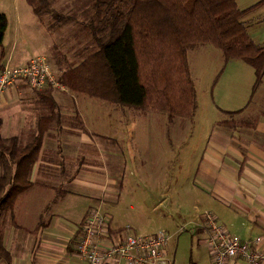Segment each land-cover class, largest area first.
Instances as JSON below:
<instances>
[{
    "label": "crops",
    "instance_id": "0c3cea01",
    "mask_svg": "<svg viewBox=\"0 0 264 264\" xmlns=\"http://www.w3.org/2000/svg\"><path fill=\"white\" fill-rule=\"evenodd\" d=\"M26 42L24 39L20 44L15 39L8 52L0 50V67L26 64L38 56L28 53ZM40 55L48 57L53 69L50 54ZM66 57L63 59L68 63ZM59 68L61 75L67 67ZM39 91L42 90L18 81L5 93L0 106L4 105L3 113H9V127H13L8 137H19L30 126L38 129L39 120L45 114L28 120V116L19 114L22 112L19 102L28 94L36 98H31L36 104H42L39 107L44 106ZM74 95L65 89L52 91L57 117L44 134L38 159L29 172L32 185L18 195L12 209L1 213L2 245L7 255L0 253V264H86L77 254L76 245L86 215L99 202L105 204L112 216L106 243L122 241L129 231L142 234L137 223L148 225L154 221L142 211L141 205L153 207L159 219L169 223L168 228L142 235L166 231L171 236L166 252L174 264H212L205 212L213 213L232 236L247 240L261 238L259 247L264 249V109L252 120H242L235 118L242 112L239 107L228 112L229 118L214 122L217 132L201 141L194 179L187 188H181L192 196V210L188 214L177 212L175 216L159 210L160 205L168 202L162 197L153 205L143 200L138 205L140 212L134 221L135 229L121 223L113 226L117 213L122 219H128L127 208L136 209L121 196L127 187H132L127 183L125 163L118 156L122 147L118 145V152L109 149L110 142H123V134L115 137L113 133L111 137L102 130L89 129L87 122L71 123L73 120L68 117L77 105ZM112 155L115 157L110 160L108 157ZM173 199L171 195L169 201ZM183 204L173 203L176 207ZM185 231L189 234H183ZM227 264L249 263L235 258Z\"/></svg>",
    "mask_w": 264,
    "mask_h": 264
},
{
    "label": "rangeland",
    "instance_id": "374dc122",
    "mask_svg": "<svg viewBox=\"0 0 264 264\" xmlns=\"http://www.w3.org/2000/svg\"><path fill=\"white\" fill-rule=\"evenodd\" d=\"M236 1L240 9L253 8L244 21L253 40L264 45V0ZM46 2L49 11L43 16H38L33 13L29 0H0V13H4L9 20L8 31L0 50L8 52L15 39H18L20 44L26 39L29 54H50L53 59V72L59 79L60 66L78 64L81 55L91 49V32L83 22L91 13L92 0ZM35 5L39 6V2ZM20 26H23V30ZM19 29L21 31H18ZM36 42H41L42 45ZM86 46L88 47L85 48ZM65 56L68 63L63 59ZM188 60L197 93V109L192 118H170L163 112L112 105L82 93H74L77 105L71 111L72 116L68 117L73 120L71 123L84 121L91 130L99 129L109 133L108 135L115 133V137L117 134H123L124 137L123 142L119 144L110 142L109 149L118 152V145L122 147L118 156L125 163L127 183L132 187H127L121 196L134 204L136 209L127 208L128 219H122L117 213L113 226L121 223L135 228L134 221L140 212L138 205L143 200L152 205L155 201L159 203L160 197L169 203L160 205L159 210L175 216L177 212L188 214L192 210V196H188L181 188H187L194 179L198 153L199 150L202 151L201 141L217 132V129L213 128L214 122L229 118L231 114L228 112L239 107L242 112L235 118L242 120H252L264 109V77L260 84L255 85V71L243 60L226 61L222 52L209 44L189 49ZM31 98L36 99L27 94L19 102V109L22 110L19 114L22 117L28 116L30 120L49 114L48 108L39 107L42 104H36ZM3 106H0V135L8 138L13 127H9V113L2 112ZM118 129L119 133L116 132ZM36 131L32 126L24 128L19 135L22 144H28ZM114 157L112 155L108 158L112 160ZM171 195L174 196L172 202L169 201ZM176 201L184 202L183 206H174ZM141 209L151 216L154 222L148 225L137 223L138 227L142 228L140 233L168 228L169 223L160 220L161 217L153 207L141 205ZM183 234L189 232L185 231Z\"/></svg>",
    "mask_w": 264,
    "mask_h": 264
},
{
    "label": "trees",
    "instance_id": "16d2710c",
    "mask_svg": "<svg viewBox=\"0 0 264 264\" xmlns=\"http://www.w3.org/2000/svg\"><path fill=\"white\" fill-rule=\"evenodd\" d=\"M46 1L29 0L35 15L49 11ZM252 9H240L236 0H92L91 13L83 22L91 32V49L81 55L78 64L68 65L59 80L73 93L163 112L170 118H192L197 93L189 49L209 44L226 61L243 60L255 71V85L261 83L264 45L253 40L244 21ZM8 25L7 16L0 13V46ZM53 90L39 91L50 111L40 118L28 144H22L18 136L0 135V217L32 185L29 172L38 159L44 134L57 117ZM2 236L0 219V253L6 256Z\"/></svg>",
    "mask_w": 264,
    "mask_h": 264
},
{
    "label": "built area",
    "instance_id": "2783aa9c",
    "mask_svg": "<svg viewBox=\"0 0 264 264\" xmlns=\"http://www.w3.org/2000/svg\"><path fill=\"white\" fill-rule=\"evenodd\" d=\"M18 81L37 90L65 89L44 55L34 56L26 64L1 67L0 102ZM111 217L103 202L91 207L86 215L76 245L77 254L86 264H174L166 252L171 236L164 230L151 235L129 231L122 241L106 243ZM203 218L212 264H227L235 258H242L249 264H264V249L259 247L261 238L247 240L230 235L211 212H205Z\"/></svg>",
    "mask_w": 264,
    "mask_h": 264
}]
</instances>
